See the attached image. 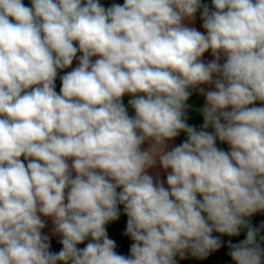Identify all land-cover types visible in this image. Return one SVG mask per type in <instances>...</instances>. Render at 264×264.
I'll list each match as a JSON object with an SVG mask.
<instances>
[{
	"label": "clouds",
	"instance_id": "1",
	"mask_svg": "<svg viewBox=\"0 0 264 264\" xmlns=\"http://www.w3.org/2000/svg\"><path fill=\"white\" fill-rule=\"evenodd\" d=\"M201 8L206 35L184 23ZM209 50L214 59L204 62ZM78 52L57 93L58 70ZM205 84L214 87L198 88ZM197 88L206 101L201 130L186 116ZM257 102L264 0H212L211 8L201 0L107 8L101 0H0V264H176L177 255L203 259L220 249L213 232L232 237L244 228L228 255L264 264L259 230L244 219L264 212ZM180 132L187 139L165 151ZM157 158L171 169L168 187L146 172ZM118 205L133 241L128 256L105 227L119 218ZM41 216L62 236L58 253Z\"/></svg>",
	"mask_w": 264,
	"mask_h": 264
},
{
	"label": "trees",
	"instance_id": "2",
	"mask_svg": "<svg viewBox=\"0 0 264 264\" xmlns=\"http://www.w3.org/2000/svg\"><path fill=\"white\" fill-rule=\"evenodd\" d=\"M25 6L31 7V0H22ZM124 0H101V3L107 8L111 6L113 3L123 4ZM207 4L211 8L212 0H201V5ZM202 8L197 11V17L199 23L201 25L202 31L207 34L206 31L203 29L202 18H201ZM74 45L78 47V42H74ZM224 62L223 56L221 57V63ZM67 69L58 70L57 78L55 81V90L57 93L60 92L61 88V79L60 77L67 73ZM257 106H260L259 102H257ZM121 189H117L119 192ZM198 199H202L198 195ZM119 209V218L113 221H110L106 224V230L110 239L116 242L115 251L118 254L128 256L130 255V246L133 243L130 237L126 236L124 233L126 231L127 226V215L124 212V206L118 205ZM248 224L259 230V234L257 237V242L260 243L261 247H264V241L261 240V237H264V212H257L251 216L244 218ZM247 229H241L240 234L238 236L229 237L227 235H222L216 232H213L212 235L214 237H218L222 241V246L220 249L211 252L206 258L200 259L197 257H193L190 253L186 254L185 257L182 259L179 255L175 257L176 264H234L231 260V257L228 255L229 248L228 243L231 241L233 244L240 243L246 238ZM62 236L58 234H54L49 237V244L50 248L49 251L52 253H58L62 250V244L60 243ZM91 242V237L86 239L82 244H79L78 248H83L87 245V243Z\"/></svg>",
	"mask_w": 264,
	"mask_h": 264
},
{
	"label": "crops",
	"instance_id": "3",
	"mask_svg": "<svg viewBox=\"0 0 264 264\" xmlns=\"http://www.w3.org/2000/svg\"><path fill=\"white\" fill-rule=\"evenodd\" d=\"M184 23L189 26V27H194L197 30L202 31L201 25L199 23L198 17H197V13L195 14V19L191 20V21H184ZM82 55V53L78 52L77 53V57L73 59V63L70 67L66 68L68 72L72 71L75 67L78 66L79 64V56ZM93 61L95 59H98V57H93L92 58ZM204 62H208L214 59V57L212 56L211 50H209L208 52H206L202 58H201ZM199 87H204L205 89H212L214 86L213 85H199ZM197 89H193L192 91V95L190 96L189 100L187 101L188 104V110L186 113L187 116V123L189 124V126L195 127L197 130H201L202 126H203V116L201 114V112L199 111V109H201L204 104L206 103L205 101V97L204 95H202ZM133 97L130 94H125L122 97L124 106L128 109V113L130 116H134V110L129 106L128 101L130 99H132ZM260 106H264V104H262V102H259ZM209 132H212L213 129L210 127L208 129ZM187 139V134L185 132H180V134L171 140L166 141V148L165 151H169L171 150L173 147L183 143L185 140ZM153 143V141L151 139L146 140L142 145H141V150L145 151L148 150L151 146V144ZM217 147L224 150V151H229L230 150V146L226 143H221L219 140H217ZM21 159L23 160L24 158L21 157ZM25 164H27V161H24ZM69 163L71 164V160H69ZM171 171V169H163V167L160 165L159 160L157 158V162L153 167H150L148 169H146L147 174L151 175L153 177L154 182H163L165 187L167 186L166 183V177L167 174ZM75 176V173L73 172V177ZM67 192V190H66ZM41 219L45 221V228L42 229V234L48 236V238L52 235L55 234L54 232V224L52 222V219L49 217H44L41 216Z\"/></svg>",
	"mask_w": 264,
	"mask_h": 264
}]
</instances>
